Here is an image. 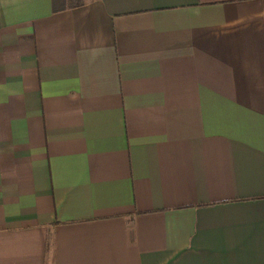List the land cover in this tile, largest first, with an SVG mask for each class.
<instances>
[{
  "label": "crops",
  "instance_id": "crops-1",
  "mask_svg": "<svg viewBox=\"0 0 264 264\" xmlns=\"http://www.w3.org/2000/svg\"><path fill=\"white\" fill-rule=\"evenodd\" d=\"M0 0V264H264V0Z\"/></svg>",
  "mask_w": 264,
  "mask_h": 264
},
{
  "label": "rangeland",
  "instance_id": "rangeland-1",
  "mask_svg": "<svg viewBox=\"0 0 264 264\" xmlns=\"http://www.w3.org/2000/svg\"><path fill=\"white\" fill-rule=\"evenodd\" d=\"M85 0H65L64 4L65 6H70L71 4H75V3H78V2H83Z\"/></svg>",
  "mask_w": 264,
  "mask_h": 264
},
{
  "label": "trees",
  "instance_id": "trees-1",
  "mask_svg": "<svg viewBox=\"0 0 264 264\" xmlns=\"http://www.w3.org/2000/svg\"><path fill=\"white\" fill-rule=\"evenodd\" d=\"M72 5V4H71Z\"/></svg>",
  "mask_w": 264,
  "mask_h": 264
}]
</instances>
